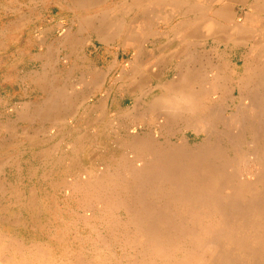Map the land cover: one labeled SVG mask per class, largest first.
<instances>
[{
	"label": "rangeland",
	"instance_id": "374dc122",
	"mask_svg": "<svg viewBox=\"0 0 264 264\" xmlns=\"http://www.w3.org/2000/svg\"><path fill=\"white\" fill-rule=\"evenodd\" d=\"M46 9L50 6L45 0H0V122L4 123L6 138L0 148V179L4 185L0 191V264H165L159 254L146 250L140 231L143 227L128 225L123 217L124 204L108 199L121 195V190H101L84 180L101 173L107 183L111 181L108 176L124 173L120 151L115 153L111 139L99 137L96 122L88 116L109 80L101 81V74L95 71L90 79H82V66L75 60L84 50L72 42L73 47L61 48L71 38L50 27ZM28 38L34 45L25 49L28 53L24 55L21 47ZM98 78L101 84L97 86ZM69 94L75 103L70 113L65 114L61 108L62 114H40L52 97L60 101L58 105L66 106ZM154 97L144 96L142 100L150 104ZM130 103L128 97H110L102 124L113 119V125L123 127L121 135L125 139L126 134L127 138L139 134L152 123L149 116L120 119ZM248 131L243 130L236 147L244 149ZM107 132L114 135V131ZM167 132L186 138L182 125H171ZM186 136L187 148L202 145L201 137L190 131ZM100 140L104 154L99 159L93 151ZM219 145L230 159L233 146L225 137ZM236 182L233 180V184ZM168 207L172 213L178 210L173 204ZM179 211L176 221L184 218L187 222L183 209ZM215 218L211 215L204 223L213 224ZM183 253L177 251L168 257L170 264ZM198 253L197 249L191 251L194 256Z\"/></svg>",
	"mask_w": 264,
	"mask_h": 264
},
{
	"label": "bare ground",
	"instance_id": "6f19581e",
	"mask_svg": "<svg viewBox=\"0 0 264 264\" xmlns=\"http://www.w3.org/2000/svg\"><path fill=\"white\" fill-rule=\"evenodd\" d=\"M210 28L209 35L214 40L227 35L215 23ZM187 37L178 43L172 78L152 87L149 93L156 89L158 92L154 93L150 104L142 100L146 92L145 79L134 80V76L132 79L134 71L130 68L120 79L118 89L128 93L131 99L127 114L120 119L149 116L150 126L139 134H130L129 138L126 134L125 139L121 135L123 127L113 125V119L102 126L108 112L106 94L90 108L88 116L96 122V132L99 137L111 139L115 153L120 151L124 161L120 167L123 165L125 169L123 175L108 176L111 181L107 183L103 182L106 176L101 173L81 177L101 190H121V195L108 199L124 204L123 217L128 225L143 227L140 231L148 247L146 250L159 254L165 264H170L169 258L177 251L184 253L171 264H264V37L259 48L261 77L255 81L259 88L254 87L253 72L247 60L240 77L230 79L234 71L220 60L216 48L211 57H206L204 49L196 48L192 53ZM246 74L251 81H243ZM99 79L93 84H101L103 80ZM249 83L253 87L248 86ZM71 96H66V106L50 98L40 114H62L61 108L65 109V114L70 113L71 105L75 104ZM176 124L183 126L186 138L165 133ZM245 128H249V140L243 149L235 145ZM130 129L127 130L132 131ZM107 131H114V135L110 136ZM188 131L201 137L199 148L186 147ZM32 136L30 134V138ZM224 137L233 146L230 159L219 145ZM100 142L93 151L95 158L104 154ZM68 148L72 151L70 146ZM233 180L237 182L233 184ZM170 204L178 208L177 212L168 210ZM180 208L188 223L184 218L176 221ZM211 215L216 217L215 223H204ZM195 249L200 252L197 256L191 254ZM17 250L22 248L17 247Z\"/></svg>",
	"mask_w": 264,
	"mask_h": 264
},
{
	"label": "crops",
	"instance_id": "0c3cea01",
	"mask_svg": "<svg viewBox=\"0 0 264 264\" xmlns=\"http://www.w3.org/2000/svg\"><path fill=\"white\" fill-rule=\"evenodd\" d=\"M45 1L50 6L45 14L50 18V27L60 29L63 37L71 38L68 43L64 41L61 48L71 47L72 42L84 50L83 55L75 60L82 66L79 70L82 79H90L88 76L95 71L101 74L103 82L109 80L108 87L103 91L107 100L112 96L128 97L129 94L120 91L118 86L129 68L134 71L132 79L134 76V80L142 78L147 81L144 95H153L149 93L153 86L167 83L172 78L178 43L187 35L188 49L192 53L196 48L204 49L206 57L212 56L214 48L220 52V60L234 71L230 79L240 77L242 65L247 60L253 80L246 74L243 81L252 80L254 87L259 88L255 81L258 82L261 77L259 48L264 37V0ZM212 23L221 26L227 35L223 38L219 36V40L210 37ZM129 37L132 39L128 40ZM32 43L31 38L25 39L21 53L27 54L25 49L30 50L34 45ZM44 47L49 48L48 45ZM2 80L6 81L5 78ZM115 80L117 83L113 84ZM3 128L4 123L0 122V148L6 140ZM3 187L0 179L1 192Z\"/></svg>",
	"mask_w": 264,
	"mask_h": 264
}]
</instances>
